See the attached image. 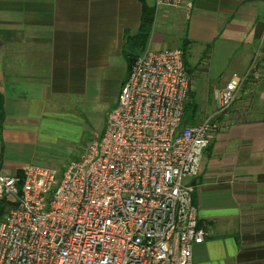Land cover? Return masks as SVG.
Segmentation results:
<instances>
[{"label": "crops", "instance_id": "crops-1", "mask_svg": "<svg viewBox=\"0 0 264 264\" xmlns=\"http://www.w3.org/2000/svg\"><path fill=\"white\" fill-rule=\"evenodd\" d=\"M159 13L161 44L148 50L189 44L188 99L197 103L189 124L212 114L214 90L260 56V76L242 85L186 183L199 223L210 230L193 246L192 264H264V108L253 105L264 88V0H183ZM141 14L139 0H0L2 172L23 174L25 153L14 149L67 160L58 143L81 131L76 101L97 100L112 84L110 72L124 64L126 37L139 31ZM175 29L177 45L166 46ZM128 75L127 62L112 107Z\"/></svg>", "mask_w": 264, "mask_h": 264}, {"label": "built area", "instance_id": "built-area-1", "mask_svg": "<svg viewBox=\"0 0 264 264\" xmlns=\"http://www.w3.org/2000/svg\"><path fill=\"white\" fill-rule=\"evenodd\" d=\"M183 0H154L156 10ZM216 88L215 110L182 124L190 78L179 47L138 55L107 113L104 132L61 173L27 165L0 170V264H192L210 230L192 206L205 149L250 75ZM1 161V150H0Z\"/></svg>", "mask_w": 264, "mask_h": 264}, {"label": "rangeland", "instance_id": "rangeland-1", "mask_svg": "<svg viewBox=\"0 0 264 264\" xmlns=\"http://www.w3.org/2000/svg\"><path fill=\"white\" fill-rule=\"evenodd\" d=\"M153 0H148L151 3ZM166 7H161L157 10V15L159 10ZM157 17V16H156ZM159 25V24H158ZM167 33V32H166ZM177 33V29L174 30L172 34H168L165 45L166 46H175L177 45V38L175 34ZM161 44V42H156V20L154 24V29L149 36L146 48L144 51L152 48H156ZM179 45V44H178ZM143 51V52H144ZM122 67L118 64L115 69L110 72V80L112 84H104V89L102 95L92 102H86L84 99H80L76 101L78 103V111L76 112L77 116L81 121V131L78 132V137L75 139H65L60 145L64 147V153L68 154V158L65 161H62L57 158H53L48 155V153H43L37 149H33V153H30V149H14L16 153L21 152L22 154L19 160L21 166L25 167L27 165H39L43 167H49L52 169H56L58 173H61L63 169V163L70 162L73 160H77L81 157V155L85 152L89 143L97 139L103 132L104 126L107 121V113L109 109H111L114 101L118 96L119 84H115L118 78L122 75H126L127 73V61L123 62ZM124 66V67H123ZM261 99L256 100V102L251 101L254 106H258L260 108H264V88L262 89ZM195 96V93H193ZM193 97V96H192ZM194 100V99H192ZM195 101V100H194ZM65 106L67 102H64ZM55 154L54 152H52ZM16 156V155H15ZM5 199V200H3ZM3 200V201H2ZM15 203V196H8V198L3 197L0 199V220L3 218L5 211L11 207Z\"/></svg>", "mask_w": 264, "mask_h": 264}, {"label": "trees", "instance_id": "trees-1", "mask_svg": "<svg viewBox=\"0 0 264 264\" xmlns=\"http://www.w3.org/2000/svg\"><path fill=\"white\" fill-rule=\"evenodd\" d=\"M142 6L141 22L140 28L136 35L127 36L124 46V56L129 64V72L132 66L134 59L140 55L146 48L149 36L154 27L155 18H156V8L154 5H151L148 0H139ZM189 45V44H188ZM188 45L179 47L183 51V57L185 64L188 56ZM196 102L189 98L185 103L184 115L182 119V124L187 125L192 119V115L196 113ZM5 200V199H3ZM2 200V201H3Z\"/></svg>", "mask_w": 264, "mask_h": 264}]
</instances>
